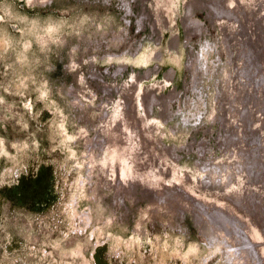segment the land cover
Segmentation results:
<instances>
[{
  "label": "rangeland",
  "instance_id": "rangeland-1",
  "mask_svg": "<svg viewBox=\"0 0 264 264\" xmlns=\"http://www.w3.org/2000/svg\"><path fill=\"white\" fill-rule=\"evenodd\" d=\"M0 264H264V0H0Z\"/></svg>",
  "mask_w": 264,
  "mask_h": 264
},
{
  "label": "bare ground",
  "instance_id": "bare-ground-1",
  "mask_svg": "<svg viewBox=\"0 0 264 264\" xmlns=\"http://www.w3.org/2000/svg\"><path fill=\"white\" fill-rule=\"evenodd\" d=\"M260 22H261V21H260ZM103 128H104V127H103ZM117 132L119 133L120 131H117ZM118 133L113 132V136H115V135L117 136ZM122 145H123V144H122ZM124 147H125V146H123V148H124ZM158 152H159V151H158ZM161 156H162V155H161ZM163 162H164V161H163ZM156 163H157V162H156ZM161 163H162V162H161ZM173 168H174V167H173ZM127 171H128V170H127ZM166 171H167V170H166ZM164 174H165V173H164ZM172 174H173V173H172ZM172 174H171V176H173ZM171 176H170V177H171ZM184 176H185V175H184ZM177 177H178V175H177ZM170 179H171V178H170ZM181 179H182V178H181ZM148 180H149V179H148ZM162 180H163V179H162ZM164 180H165V179H164ZM179 181H180V180H179ZM184 181H186V180H184ZM170 182H171V181H170ZM147 183H148V182H147ZM175 183H176V182H175ZM177 186H178V185H177ZM186 187H187V186H186ZM179 188H180V187H179ZM180 189H181V188H180ZM182 190H183V189H182ZM174 191H175V190H174ZM189 191H190V190H189ZM175 192H178V191L176 190ZM175 192H170V193H175ZM187 192H188V190H187ZM127 193H128V192H127ZM170 193H169V191H168V194H170ZM156 194H157V193H156ZM159 194H161V195H159L160 198H161V196H165L163 193H159ZM165 194H166V193H165ZM181 194H182V193H181ZM230 195H231V194H229V196H230ZM182 196H183V195H180L179 198H182ZM153 197H154V196H153ZM153 199H154V198H153ZM157 199H158V198H157ZM154 200H155V199H154ZM163 200H164V199H163ZM173 201H174V200H173ZM173 201H172V202H171V201H168V202L173 203ZM204 202H205V201H204ZM159 203H160V202H159ZM162 203H164V202H162ZM166 203H167V202H166ZM171 203H170V204H171ZM177 204H178V203H177ZM179 204H180V203H179ZM166 205H167V204H166ZM173 205H174V204H173ZM168 207H169V206H168ZM169 209H170V208H169ZM205 230H206V229H205Z\"/></svg>",
  "mask_w": 264,
  "mask_h": 264
}]
</instances>
